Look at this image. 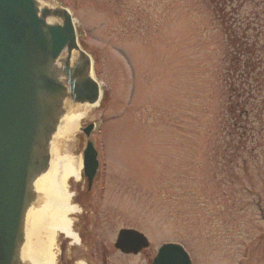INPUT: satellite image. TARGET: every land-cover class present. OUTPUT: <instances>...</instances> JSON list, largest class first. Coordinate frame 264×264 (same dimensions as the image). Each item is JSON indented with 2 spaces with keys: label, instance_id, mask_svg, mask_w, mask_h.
Here are the masks:
<instances>
[{
  "label": "rangeland",
  "instance_id": "374dc122",
  "mask_svg": "<svg viewBox=\"0 0 264 264\" xmlns=\"http://www.w3.org/2000/svg\"><path fill=\"white\" fill-rule=\"evenodd\" d=\"M57 1L103 85L80 122L97 124L98 174L70 184L90 234H60L58 263L149 264L178 242L192 264H264V0ZM121 228L150 246L121 255Z\"/></svg>",
  "mask_w": 264,
  "mask_h": 264
},
{
  "label": "water",
  "instance_id": "95a60500",
  "mask_svg": "<svg viewBox=\"0 0 264 264\" xmlns=\"http://www.w3.org/2000/svg\"><path fill=\"white\" fill-rule=\"evenodd\" d=\"M0 0V264L23 258L27 220L39 198L36 182L49 169L54 138L70 107L102 96L90 53L78 42L72 12L51 0ZM95 124L82 127L89 138ZM82 169L92 187L98 151L89 139ZM148 238L121 229L115 247L138 253ZM150 264H192L180 243L162 244Z\"/></svg>",
  "mask_w": 264,
  "mask_h": 264
},
{
  "label": "bare ground",
  "instance_id": "6f19581e",
  "mask_svg": "<svg viewBox=\"0 0 264 264\" xmlns=\"http://www.w3.org/2000/svg\"><path fill=\"white\" fill-rule=\"evenodd\" d=\"M90 109L87 106L68 108L52 143L49 169L36 182L39 198L28 214L23 248V258L28 264H59L57 238L60 234L78 241L72 224L80 209L73 202L70 184L80 179L82 162L73 152L74 135Z\"/></svg>",
  "mask_w": 264,
  "mask_h": 264
},
{
  "label": "flooded vegetation",
  "instance_id": "af4514ba",
  "mask_svg": "<svg viewBox=\"0 0 264 264\" xmlns=\"http://www.w3.org/2000/svg\"><path fill=\"white\" fill-rule=\"evenodd\" d=\"M74 223H75V222H74ZM74 223H73V225H72V228H73V230H76V227H75V224H74ZM92 228H94V227H92ZM89 230H91V229H90L87 225H86L85 227H83V231H82V232L80 231V227H79V231L76 230V234H77L78 237L81 235L82 238L79 237V238H78V241H76V240H74V239L68 240L67 243H65L66 246L81 243V240L84 238V236H87L86 233H88ZM89 234H90V232H89ZM65 238H66V237H65ZM65 244H64V245H65ZM103 246H104V245H103ZM72 249H73V250H76L75 248H71L70 251H71ZM115 249H116L117 251H119V252L121 253V255H123V256H138V255H139V253H138V254L126 253V252H123V251H121V250H119V249H117V248H115ZM101 256H102V257H101L100 259H96V255H95V253H90V255H89V259H90V261H91V264H100V261H102L103 264H107V256H106V254H105V253H102ZM64 261H65V264H82V263H83V262L80 261L79 259H75V258H73V255H72V256H67V260L65 259ZM90 261H88V260L86 259V264H90V263H89ZM92 261H94V263H92ZM149 262H150V261H149ZM84 264H85V263H84Z\"/></svg>",
  "mask_w": 264,
  "mask_h": 264
},
{
  "label": "trees",
  "instance_id": "16d2710c",
  "mask_svg": "<svg viewBox=\"0 0 264 264\" xmlns=\"http://www.w3.org/2000/svg\"><path fill=\"white\" fill-rule=\"evenodd\" d=\"M248 138H251V139H252V138H254V137H248ZM246 139H247V138H246Z\"/></svg>",
  "mask_w": 264,
  "mask_h": 264
}]
</instances>
